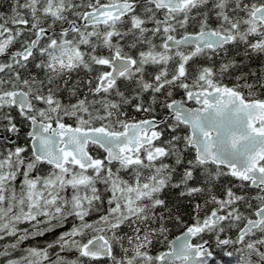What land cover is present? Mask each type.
Wrapping results in <instances>:
<instances>
[{
  "label": "snow or ice",
  "instance_id": "snow-or-ice-1",
  "mask_svg": "<svg viewBox=\"0 0 264 264\" xmlns=\"http://www.w3.org/2000/svg\"><path fill=\"white\" fill-rule=\"evenodd\" d=\"M0 9V264H264V0Z\"/></svg>",
  "mask_w": 264,
  "mask_h": 264
},
{
  "label": "trees",
  "instance_id": "trees-1",
  "mask_svg": "<svg viewBox=\"0 0 264 264\" xmlns=\"http://www.w3.org/2000/svg\"><path fill=\"white\" fill-rule=\"evenodd\" d=\"M0 10H3V9H0ZM224 260H227L228 258H223Z\"/></svg>",
  "mask_w": 264,
  "mask_h": 264
}]
</instances>
